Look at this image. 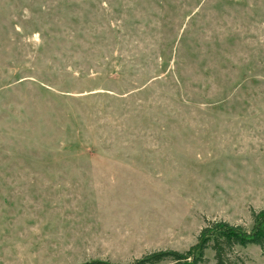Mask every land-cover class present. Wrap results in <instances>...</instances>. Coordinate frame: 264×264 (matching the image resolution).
Returning <instances> with one entry per match:
<instances>
[{
  "label": "rangeland",
  "instance_id": "obj_1",
  "mask_svg": "<svg viewBox=\"0 0 264 264\" xmlns=\"http://www.w3.org/2000/svg\"><path fill=\"white\" fill-rule=\"evenodd\" d=\"M252 210L264 0H0V264H127Z\"/></svg>",
  "mask_w": 264,
  "mask_h": 264
},
{
  "label": "trees",
  "instance_id": "obj_2",
  "mask_svg": "<svg viewBox=\"0 0 264 264\" xmlns=\"http://www.w3.org/2000/svg\"><path fill=\"white\" fill-rule=\"evenodd\" d=\"M252 226L231 224L228 221H207L201 229L197 241L186 250L160 249L142 255L127 264H209L206 256L213 251L215 264H243L237 248L257 245L264 248V210L251 211ZM84 264H115L104 260H95Z\"/></svg>",
  "mask_w": 264,
  "mask_h": 264
}]
</instances>
